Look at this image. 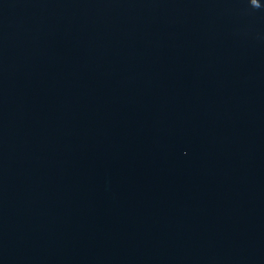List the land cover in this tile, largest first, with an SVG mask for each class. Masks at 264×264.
<instances>
[{"label": "water", "instance_id": "1", "mask_svg": "<svg viewBox=\"0 0 264 264\" xmlns=\"http://www.w3.org/2000/svg\"><path fill=\"white\" fill-rule=\"evenodd\" d=\"M0 264H264V0H0Z\"/></svg>", "mask_w": 264, "mask_h": 264}]
</instances>
